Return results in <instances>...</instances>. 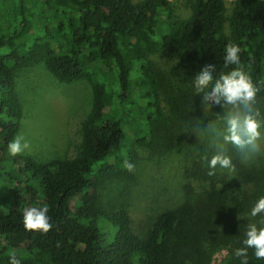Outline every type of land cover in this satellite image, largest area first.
<instances>
[{"label":"trees","instance_id":"trees-1","mask_svg":"<svg viewBox=\"0 0 264 264\" xmlns=\"http://www.w3.org/2000/svg\"><path fill=\"white\" fill-rule=\"evenodd\" d=\"M187 5L190 13L182 17L168 0H0V33H9L0 44L11 48L0 56L4 144L24 115L15 68L38 54L59 81L86 79L93 94L75 156L15 157L19 175L37 180L30 207H48L53 228L47 234L25 230V207L0 211V264L9 261L7 247L50 264H214V253L227 249L218 264H240L234 251L244 246L248 226L264 228V213L250 214L264 197V163L216 139L209 124L223 130L230 106L208 108L193 80L209 64L215 65L214 81L242 67L260 89L253 111L264 118V0H234L230 9L226 0ZM229 43L241 48L240 65L225 64ZM163 55L195 70L174 80L159 64ZM180 147H191L193 158L176 206L140 227L126 205L105 201L102 188L133 176L124 165L136 170L139 150L154 155ZM220 151L234 170L208 167L204 157ZM248 259L264 264L254 249Z\"/></svg>","mask_w":264,"mask_h":264},{"label":"rangeland","instance_id":"rangeland-1","mask_svg":"<svg viewBox=\"0 0 264 264\" xmlns=\"http://www.w3.org/2000/svg\"><path fill=\"white\" fill-rule=\"evenodd\" d=\"M168 1L179 16L189 15L187 0ZM233 1L226 0L229 9ZM3 34L9 33H0V38ZM31 38L33 34L29 33L26 40L30 42ZM9 51V45L0 44V56ZM158 59L161 67L167 70L174 80L195 70L193 67L187 69L169 55ZM95 73L97 74L96 70ZM137 73L135 68L133 75L137 76ZM15 82L24 115L20 130L14 138L21 135L30 145L20 155H31L39 161L75 156L82 140V122L87 118L92 106L90 82L86 79L72 83L59 81L50 71L44 54H38L34 61L15 68ZM261 122L264 125V118ZM260 131L262 138L257 141V148L245 152L248 161L264 163V126ZM5 138L6 135L0 131V211L7 212L11 208L22 207L27 209L32 205L31 195L34 194L37 199V180L19 175L20 164L14 161L16 156L9 154L8 147L4 144ZM180 148L167 154L162 152L154 155L145 148L139 150V164L133 176L104 185L101 193L105 201L108 199L112 204L126 205L135 224L140 227L148 223L159 211L176 206L181 197V190L187 183L183 175L185 167L193 158L191 147ZM216 170L223 171L225 168L218 166ZM38 197L41 195L38 194ZM3 248L0 244V251ZM13 253H17L21 264H50L44 257L36 254L26 255L8 247L3 254L9 256ZM228 256L227 249H220L214 253L213 263L218 264ZM3 264H9V261Z\"/></svg>","mask_w":264,"mask_h":264},{"label":"clouds","instance_id":"clouds-1","mask_svg":"<svg viewBox=\"0 0 264 264\" xmlns=\"http://www.w3.org/2000/svg\"><path fill=\"white\" fill-rule=\"evenodd\" d=\"M240 53L241 48L238 45L229 43L225 49V64L240 65ZM214 72L215 65H206L193 80L196 94H202L203 103L207 104L208 108L214 105L230 106V110L224 116V129L220 130L214 123H210L211 131L217 140L222 139L224 144H231L241 152L255 150L257 141L262 138L260 129L264 126L261 120L257 119L260 113L253 111L260 89L242 67H236L230 72L221 74L215 81ZM7 147L9 154L15 157L23 154L30 145L23 136L18 135L8 143ZM204 159L208 161V167L212 170L218 166L230 170L235 168L231 157L222 151L214 154L210 160L207 156ZM124 166L129 172L134 171V164L126 161ZM208 174L213 175L214 171H209ZM48 211L46 206L25 209L23 213L25 230L47 234L53 228ZM261 213H264V197L256 202L250 214L256 217ZM245 236L242 242L244 246L234 251V256L240 259V264H249L248 249H254L257 259H264V228L258 229L255 224H250ZM9 264H21V260L13 253L9 257Z\"/></svg>","mask_w":264,"mask_h":264}]
</instances>
